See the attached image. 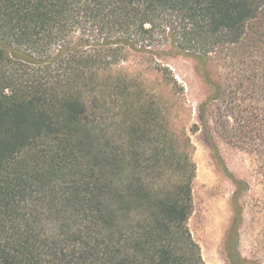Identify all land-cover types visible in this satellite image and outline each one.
<instances>
[{"label":"trees","instance_id":"obj_1","mask_svg":"<svg viewBox=\"0 0 264 264\" xmlns=\"http://www.w3.org/2000/svg\"><path fill=\"white\" fill-rule=\"evenodd\" d=\"M197 132L234 186L226 259L258 264L237 250L249 186L220 142L264 172V0H0V264H206Z\"/></svg>","mask_w":264,"mask_h":264},{"label":"rangeland","instance_id":"obj_2","mask_svg":"<svg viewBox=\"0 0 264 264\" xmlns=\"http://www.w3.org/2000/svg\"><path fill=\"white\" fill-rule=\"evenodd\" d=\"M176 79L184 87L188 104H196L206 88L193 71L189 58L175 56L166 60ZM154 75L148 83L154 85ZM157 90L163 91L159 86ZM194 145L192 160L195 175L192 181L193 209L188 227L201 248L206 264H229L223 251V237L228 228L231 209L229 199L234 186L217 167L209 143L201 132L191 135ZM224 162L233 175L248 182L243 200L244 222L239 230L237 250L242 258L264 264V172L256 156L220 142Z\"/></svg>","mask_w":264,"mask_h":264}]
</instances>
